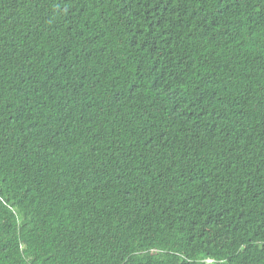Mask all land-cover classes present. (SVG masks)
Instances as JSON below:
<instances>
[{
    "label": "trees",
    "instance_id": "trees-1",
    "mask_svg": "<svg viewBox=\"0 0 264 264\" xmlns=\"http://www.w3.org/2000/svg\"><path fill=\"white\" fill-rule=\"evenodd\" d=\"M0 264H264V0H0Z\"/></svg>",
    "mask_w": 264,
    "mask_h": 264
},
{
    "label": "rangeland",
    "instance_id": "rangeland-1",
    "mask_svg": "<svg viewBox=\"0 0 264 264\" xmlns=\"http://www.w3.org/2000/svg\"><path fill=\"white\" fill-rule=\"evenodd\" d=\"M208 263H210V261Z\"/></svg>",
    "mask_w": 264,
    "mask_h": 264
}]
</instances>
